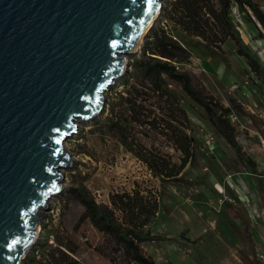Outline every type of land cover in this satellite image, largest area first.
<instances>
[{
	"label": "rangeland",
	"instance_id": "obj_1",
	"mask_svg": "<svg viewBox=\"0 0 264 264\" xmlns=\"http://www.w3.org/2000/svg\"><path fill=\"white\" fill-rule=\"evenodd\" d=\"M161 1L160 13L148 36L136 52L126 55L125 72L104 92L103 111L89 121H79L76 131L64 140L70 163L62 168L63 187L51 197L48 209L41 212L35 242L22 264H30L27 262L30 255L41 257L35 249L39 241L45 243V249H51L59 241L67 243L69 240L77 247L73 256L85 264H125L122 251L114 249L111 237L98 231L88 218L79 222L85 207L74 188L83 187L97 203H107L111 192L130 191L136 183L141 188L155 186L159 190L160 216L156 225L164 232L156 225L153 230L171 234L164 240L167 249H172V252L168 250L169 260L186 256V261L194 264H264V29L256 24L247 6L231 2L228 17L239 28L252 57L261 66L260 72L255 74L245 57L237 54L231 38L225 39L215 50L205 48L198 42L199 38L176 32L166 16L172 0ZM252 1L264 11V0ZM161 29L189 46V55L173 63L186 70L192 83L217 103L218 113L222 111L220 105L231 107L226 116L235 126V138L241 150L255 161L256 174L249 166L235 163V148L212 127L203 107L183 91L178 81L167 76L165 80L192 123L189 131L192 155L181 172L189 182L184 178H155L141 160L126 150L120 140V130L109 126L111 104L123 113L125 104L120 96L125 95L124 80L134 71L135 63L148 54L144 43L150 41L154 46V33H160ZM243 68L248 75H243ZM136 74L134 72V76ZM140 78L137 75L130 81L138 85ZM154 100L152 97L146 102L151 103L149 108L155 109ZM129 125L130 138L136 143L179 161L181 151L165 136L146 126ZM191 200L198 201V209L203 214L196 210L193 216L189 212ZM202 205L208 211L200 207ZM252 205H255L254 212L249 210ZM220 210L232 214L236 223L224 227ZM186 217L190 220H185ZM210 221L215 224L210 226ZM226 234L235 239L224 241L222 237ZM142 243L144 249L151 248V242Z\"/></svg>",
	"mask_w": 264,
	"mask_h": 264
},
{
	"label": "water",
	"instance_id": "obj_2",
	"mask_svg": "<svg viewBox=\"0 0 264 264\" xmlns=\"http://www.w3.org/2000/svg\"><path fill=\"white\" fill-rule=\"evenodd\" d=\"M161 0H0V264H22L63 187L64 140L103 111Z\"/></svg>",
	"mask_w": 264,
	"mask_h": 264
},
{
	"label": "trees",
	"instance_id": "obj_3",
	"mask_svg": "<svg viewBox=\"0 0 264 264\" xmlns=\"http://www.w3.org/2000/svg\"><path fill=\"white\" fill-rule=\"evenodd\" d=\"M232 1L240 6H247L253 13L256 24H260L264 29V11L252 0H172L166 16L176 32L199 38L198 42L205 48H218L225 39L231 38L237 54L245 57L250 70L258 74L261 66L252 57L239 28L228 17V8ZM154 39V46L150 41L144 43V51L148 54L135 63L134 71L124 80L125 95L120 93V98L125 104V110L123 113L119 112L114 104H111L109 109V126L120 130V140L126 150L141 160L155 178L181 179L180 174L192 155V136L189 133L192 123L187 110L180 104L177 95L165 80L164 76H167L178 81L183 91L203 107L212 127L235 148V163L249 166L256 174L255 161L241 150L235 138V126L226 116L232 110L231 107L223 108L220 105L219 109L222 111L218 113L215 108L217 103L192 83L186 70L173 63L180 62L189 55V46L182 43L178 37L173 38L165 33L163 29L160 33H154ZM134 72L138 74L134 76ZM242 73L248 75L245 68ZM137 75L141 76L137 81L138 85L130 81V78ZM152 97H155V109L149 108L151 103H146ZM129 123L146 126L165 136L181 151L179 161H173L170 155L161 154L132 140ZM74 189L75 195L85 207L79 222L88 218L98 231L111 237L114 249L122 251L125 264H132L133 261L140 264H157L140 246L142 241L167 239L165 235L153 232L150 227L159 207V190L155 186L141 188L136 183L130 191L111 192L107 203H97L83 187ZM224 216L231 225L234 223L230 216ZM44 245V242H38L35 249H38L37 253H40L41 257L30 255L27 258L28 263L85 264L73 256L77 247L70 240L67 243L59 241L51 249H45ZM109 259L114 261L112 257Z\"/></svg>",
	"mask_w": 264,
	"mask_h": 264
},
{
	"label": "crops",
	"instance_id": "obj_4",
	"mask_svg": "<svg viewBox=\"0 0 264 264\" xmlns=\"http://www.w3.org/2000/svg\"><path fill=\"white\" fill-rule=\"evenodd\" d=\"M181 174H180V178H184ZM184 179H185L186 182H189L188 179H186V178H184ZM197 202H198L197 200H191V206H192L191 208L192 209L189 212L193 213V216L194 215L196 216V212H195L196 210H197V213L198 214H200V215L203 214V213H201L199 211V209H198L199 207H198ZM200 207H204L205 210L208 211V208L206 206L202 205ZM158 208L159 209L157 211V215H156V217L154 218V220L150 224V227H151L152 230H153V228H155L157 218L160 216V213H159V211H160V205H159ZM247 209H249V208H247ZM249 210L251 212H254L256 210L255 209V205H252ZM219 213H220L219 214V217H221V219L223 220L221 224L224 227H226L225 225H227L228 227H230V225H231L227 221V219L225 218L224 214L230 216L231 219L233 220V222L236 223V220L232 217V214H230L228 211H225V210L224 211H221L220 210ZM213 215L218 216L215 213ZM185 220H190V218L189 217H186ZM212 221L209 222V225L210 226H213L215 224V223L213 224ZM231 226H233V225H231ZM157 229L158 230H161L158 226H157ZM153 232H155V231L153 230ZM162 232H164V231H162ZM157 233H159V232H157ZM161 234L165 235L167 238H169L171 236V234H165V233H161ZM196 235H198V234H196ZM222 238H223L224 241H227V240L233 241L235 239L233 237V235H230V234H228V235L226 234V236L225 237L223 236ZM145 242H147V243H150L151 242L152 243L151 248L148 247V249H146V248L144 249V247L142 245L143 243L141 242L142 244L140 246L145 251L143 249L142 250L146 254H149L156 261L157 264H194L190 259H189L190 261H186L187 260V257L186 256H180V257L177 256L178 258H176L174 260H172V259L169 260V256L167 255L168 254V250L170 252H172V249H167L168 246H165L164 240H151V241L148 240V241H145ZM135 263H137V262L136 261H133L132 262V264H135Z\"/></svg>",
	"mask_w": 264,
	"mask_h": 264
},
{
	"label": "bare ground",
	"instance_id": "obj_5",
	"mask_svg": "<svg viewBox=\"0 0 264 264\" xmlns=\"http://www.w3.org/2000/svg\"><path fill=\"white\" fill-rule=\"evenodd\" d=\"M141 42H142V35L140 36L139 40L137 41V44H136V46H135V50H137V49L140 47ZM101 112H102V111H101ZM101 112H100V113H101ZM37 230H38V225H37Z\"/></svg>",
	"mask_w": 264,
	"mask_h": 264
}]
</instances>
